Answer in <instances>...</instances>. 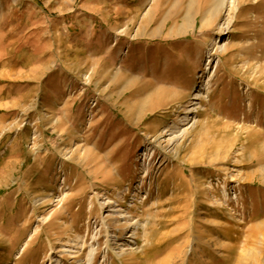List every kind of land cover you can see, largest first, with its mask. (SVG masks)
<instances>
[{"label": "rangeland", "instance_id": "1", "mask_svg": "<svg viewBox=\"0 0 264 264\" xmlns=\"http://www.w3.org/2000/svg\"><path fill=\"white\" fill-rule=\"evenodd\" d=\"M260 165L264 0H0V264H264Z\"/></svg>", "mask_w": 264, "mask_h": 264}, {"label": "bare ground", "instance_id": "2", "mask_svg": "<svg viewBox=\"0 0 264 264\" xmlns=\"http://www.w3.org/2000/svg\"><path fill=\"white\" fill-rule=\"evenodd\" d=\"M230 1H232V3L234 2V0H230ZM219 29H220L219 31H221V28H219ZM198 96H199V93H196L194 99L197 100ZM184 118L185 119L183 121L186 122L185 125H188L189 122L193 121V119L195 120V118H193V117L189 119L188 115L185 116ZM192 125H193V123H192ZM189 130H190V127L183 129L181 134H180L181 138H183L186 134H188ZM73 144H74V142L71 139L68 147L69 148L72 147ZM256 172L260 173L259 176L262 177L260 179V181L262 184H264V166L260 165L259 169ZM247 179L251 180L252 176L248 177ZM117 197L120 198L119 196H117ZM107 203H109V202H107ZM112 214L114 215V218H113V220L108 219L110 223L108 222V220H105V219L102 220V225H103V229H104L105 234L107 235L110 229H113V231H117L119 233L123 232V231H127L124 234L125 237L122 240L119 239V236H117V234L116 235L114 234V236H112L113 239H115V240L118 239L117 242H120V241L122 242V243L120 242L121 244H119V245H121V246L118 248V250H116L115 248H111V251L113 252L112 254H114V256H116L117 258L122 257L125 254L131 255V256L136 255L135 251L137 250V248L134 247L136 244L135 243L132 244V243L136 242V239L139 237L140 230H142V231L145 230V224L141 223L138 218L133 219V217L130 216L128 211L114 210ZM262 224L263 223H261V225ZM259 226H260V224L259 225L256 224L255 226L254 225L250 226V228H253V233H257L258 231H260V229L258 231H256L259 228ZM192 241L199 242L200 239H198V237L196 236L195 238L193 237ZM207 241L209 242V240H207ZM71 242L74 243L73 244L74 246H77V242L76 243H75V241H71ZM105 243L107 244L106 245L107 250L110 249L109 248L110 242L108 239L106 240ZM203 244L206 245L205 242H203ZM63 252L66 253L68 256H72V254L74 253V252L69 251V250H63ZM77 252H79V251H77ZM95 257H96V249H94L93 246H89V250L86 254V260H85L86 264H92Z\"/></svg>", "mask_w": 264, "mask_h": 264}]
</instances>
